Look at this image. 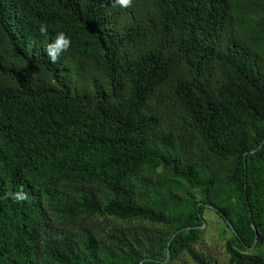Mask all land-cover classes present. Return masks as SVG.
<instances>
[{"label":"trees","instance_id":"trees-1","mask_svg":"<svg viewBox=\"0 0 264 264\" xmlns=\"http://www.w3.org/2000/svg\"><path fill=\"white\" fill-rule=\"evenodd\" d=\"M0 264H264V0H0Z\"/></svg>","mask_w":264,"mask_h":264},{"label":"rangeland","instance_id":"rangeland-1","mask_svg":"<svg viewBox=\"0 0 264 264\" xmlns=\"http://www.w3.org/2000/svg\"><path fill=\"white\" fill-rule=\"evenodd\" d=\"M211 216L216 219L215 214L212 211L206 210L205 215ZM208 225L205 227V233L202 240V246H196L198 251H204L206 254L216 258L219 261H226L224 253V237L222 236L221 223L216 220L208 218ZM220 223V225H219Z\"/></svg>","mask_w":264,"mask_h":264},{"label":"clouds","instance_id":"clouds-1","mask_svg":"<svg viewBox=\"0 0 264 264\" xmlns=\"http://www.w3.org/2000/svg\"><path fill=\"white\" fill-rule=\"evenodd\" d=\"M118 3L122 6H127L130 3V0H118ZM60 43L63 45H67L68 41L63 38V36L60 37ZM60 47V44H57V48ZM53 59H55V56H53Z\"/></svg>","mask_w":264,"mask_h":264}]
</instances>
